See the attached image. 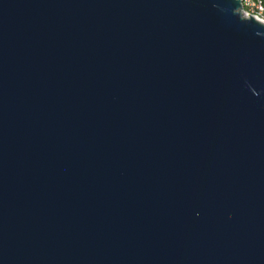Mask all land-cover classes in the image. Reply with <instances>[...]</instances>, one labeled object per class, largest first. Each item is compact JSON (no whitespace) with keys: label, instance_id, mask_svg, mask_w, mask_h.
I'll list each match as a JSON object with an SVG mask.
<instances>
[{"label":"water","instance_id":"water-1","mask_svg":"<svg viewBox=\"0 0 264 264\" xmlns=\"http://www.w3.org/2000/svg\"><path fill=\"white\" fill-rule=\"evenodd\" d=\"M0 264H264L242 0H0Z\"/></svg>","mask_w":264,"mask_h":264},{"label":"built area","instance_id":"built-area-1","mask_svg":"<svg viewBox=\"0 0 264 264\" xmlns=\"http://www.w3.org/2000/svg\"><path fill=\"white\" fill-rule=\"evenodd\" d=\"M243 13L264 23V0H242Z\"/></svg>","mask_w":264,"mask_h":264}]
</instances>
